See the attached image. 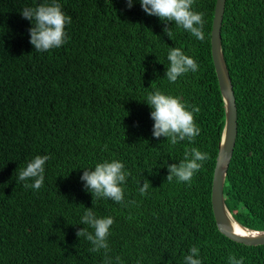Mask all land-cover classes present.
I'll use <instances>...</instances> for the list:
<instances>
[{"label": "trees", "instance_id": "trees-1", "mask_svg": "<svg viewBox=\"0 0 264 264\" xmlns=\"http://www.w3.org/2000/svg\"><path fill=\"white\" fill-rule=\"evenodd\" d=\"M44 0H0V264H104L103 250L76 236L85 207L112 216L108 243L117 264H184L192 246L202 264H264V244L249 246L222 234L211 207L215 159L225 122L212 56L216 0H194L204 13V40L159 17L139 0H59L71 16L59 48L37 52L29 43L25 7ZM171 38L164 32L165 26ZM171 47L199 68L170 83ZM221 49L237 108V134L223 193L233 218L264 230V0H225ZM178 96L200 134L171 145L152 136L149 93ZM197 148L209 156L190 183L167 181V165ZM36 155H49L44 186L25 188L18 173ZM116 159L130 173L125 203L97 199L80 179L84 169ZM146 195L139 193L143 179Z\"/></svg>", "mask_w": 264, "mask_h": 264}, {"label": "clouds", "instance_id": "clouds-1", "mask_svg": "<svg viewBox=\"0 0 264 264\" xmlns=\"http://www.w3.org/2000/svg\"><path fill=\"white\" fill-rule=\"evenodd\" d=\"M125 3L127 8H131L134 0H125ZM139 3L147 15L159 17L165 22H174L197 39L204 40V13L193 10L194 0H139ZM21 15L31 22V27L28 29L29 43L35 51L47 52L66 43L68 37L65 26L71 24L72 19L62 10L59 0H44L34 7H25L21 10ZM164 32L171 38L172 32L167 25ZM167 59L169 66L165 75L170 83H175L180 76L189 71H198L199 66L196 60L186 55L179 47H171ZM146 103L152 109L150 116L154 121L152 126L154 138L166 137L171 145H176L184 140L192 142L200 134L201 129L195 123L193 115L200 111L198 106H192L189 110V106L180 97L165 94L159 89L148 94ZM208 158L206 152H201L195 147L186 149L181 161L167 165V181L171 182L175 177L178 182L190 183ZM49 159V155H36L26 164V167L19 171L20 181H32L24 183L25 188L39 190L44 186L45 164ZM129 175L121 161L112 159L96 163L93 169H84L80 179L92 197L109 199L127 207L129 204L136 203L134 200L125 203L123 185ZM149 187L150 181L143 179L139 193L146 195ZM80 223L87 225L93 231H88L86 227L79 228L76 236L90 242L92 247L89 251L99 253L103 250L104 264H111L112 258L108 255L110 251L108 237L114 218L99 217L92 207H85ZM115 260L117 264H124L120 256H116ZM243 261L242 256L239 259L234 254L228 256V264H243ZM184 264H202L199 249L196 246H192L188 254L184 256Z\"/></svg>", "mask_w": 264, "mask_h": 264}, {"label": "water", "instance_id": "water-1", "mask_svg": "<svg viewBox=\"0 0 264 264\" xmlns=\"http://www.w3.org/2000/svg\"><path fill=\"white\" fill-rule=\"evenodd\" d=\"M225 0H216L211 27V56L225 106V127L217 151L211 185V207L218 230L233 241L254 246L264 244V230H250L232 222L224 200V181L237 134V108L232 82L221 49V24ZM234 223L240 230L237 232ZM246 230V231H245Z\"/></svg>", "mask_w": 264, "mask_h": 264}, {"label": "bare ground", "instance_id": "bare-ground-1", "mask_svg": "<svg viewBox=\"0 0 264 264\" xmlns=\"http://www.w3.org/2000/svg\"><path fill=\"white\" fill-rule=\"evenodd\" d=\"M224 127H225V122H224ZM226 204V203H225ZM227 207V206H226ZM228 209V208H227ZM229 213H230V211H229ZM230 217H231V219H232V222H233V220H234V218H233V216H232V214L230 213ZM234 226H235V229L237 230L238 228H237V226H236V224L234 223ZM240 231V230H239Z\"/></svg>", "mask_w": 264, "mask_h": 264}, {"label": "rangeland", "instance_id": "rangeland-1", "mask_svg": "<svg viewBox=\"0 0 264 264\" xmlns=\"http://www.w3.org/2000/svg\"><path fill=\"white\" fill-rule=\"evenodd\" d=\"M211 44V43H210ZM248 229V228H247ZM251 230V229H250ZM246 231V230H245Z\"/></svg>", "mask_w": 264, "mask_h": 264}]
</instances>
